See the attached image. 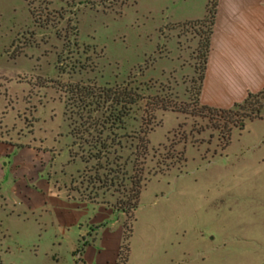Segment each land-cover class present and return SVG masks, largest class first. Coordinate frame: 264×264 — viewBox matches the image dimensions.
Segmentation results:
<instances>
[{"label":"rangeland","instance_id":"374dc122","mask_svg":"<svg viewBox=\"0 0 264 264\" xmlns=\"http://www.w3.org/2000/svg\"><path fill=\"white\" fill-rule=\"evenodd\" d=\"M200 2L0 0V264H74L24 206L57 187L118 212V264H264V91L200 101Z\"/></svg>","mask_w":264,"mask_h":264},{"label":"crops","instance_id":"0c3cea01","mask_svg":"<svg viewBox=\"0 0 264 264\" xmlns=\"http://www.w3.org/2000/svg\"><path fill=\"white\" fill-rule=\"evenodd\" d=\"M207 2L201 0L197 12L184 13L175 22L205 17ZM215 2L199 98L205 105L229 107L264 91V0ZM49 196L54 200L24 206L38 218L48 215L38 224L50 226L55 238L75 230L74 264H118L121 241L117 237L119 229L123 235V221L118 216L111 219L117 211L99 202L78 200L64 187H57Z\"/></svg>","mask_w":264,"mask_h":264},{"label":"trees","instance_id":"16d2710c","mask_svg":"<svg viewBox=\"0 0 264 264\" xmlns=\"http://www.w3.org/2000/svg\"><path fill=\"white\" fill-rule=\"evenodd\" d=\"M209 2H210V0H209ZM209 2H207V4H206V9H207V13H209V11H210V9H209V7H208V3ZM30 12H31V14H33V11L30 9ZM249 95H252V94H249ZM248 95V96H249ZM116 100L118 101L119 99L118 98H116ZM127 101H129V103H131L132 101H133V99H123V100H121V102H123V103H121V106H122V108H125V103L127 102ZM123 210H126L125 208H122ZM127 237L128 236H125V234H123V237H122V240H126L127 239ZM120 246L121 247H125L126 249H127V251H128V245H127V241H126V243H124L123 244V241H121V243H120ZM125 260H126V257L124 258Z\"/></svg>","mask_w":264,"mask_h":264},{"label":"flooded vegetation","instance_id":"af4514ba","mask_svg":"<svg viewBox=\"0 0 264 264\" xmlns=\"http://www.w3.org/2000/svg\"><path fill=\"white\" fill-rule=\"evenodd\" d=\"M95 203H98V202H95Z\"/></svg>","mask_w":264,"mask_h":264}]
</instances>
